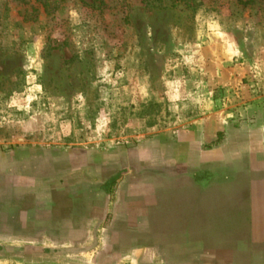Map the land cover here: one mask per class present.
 Segmentation results:
<instances>
[{
  "label": "rangeland",
  "instance_id": "1",
  "mask_svg": "<svg viewBox=\"0 0 264 264\" xmlns=\"http://www.w3.org/2000/svg\"><path fill=\"white\" fill-rule=\"evenodd\" d=\"M218 67L237 69L234 99L226 97L224 106L210 105L201 89L202 78L211 81ZM254 98L264 109V0H0V152L31 148L34 176L54 177L66 151L96 150L99 164L106 152L172 135L193 118L220 107L235 112L238 99ZM245 167L193 172V178L235 192L242 209L248 183L264 181V172L249 176ZM213 192L210 199L217 197ZM194 193L167 194L162 208L172 229L185 226ZM49 196L55 204L61 197ZM48 212L40 213L43 222H57V209ZM22 220L20 231L0 232V264H92L96 257L100 264H148L121 248L122 241L96 249L92 235L81 233L76 247L64 248L55 223L36 233ZM251 251H236L235 264L248 261ZM198 252L176 247L146 258L152 264L231 263L226 256L201 263L192 258Z\"/></svg>",
  "mask_w": 264,
  "mask_h": 264
},
{
  "label": "crops",
  "instance_id": "2",
  "mask_svg": "<svg viewBox=\"0 0 264 264\" xmlns=\"http://www.w3.org/2000/svg\"><path fill=\"white\" fill-rule=\"evenodd\" d=\"M236 71L218 67L211 81L206 83L201 77L210 105L224 106L226 97L234 99ZM237 101L235 112L220 107L193 118L172 135L158 134L135 148L106 152L99 164L96 150H89L88 155L66 151L58 157L56 175L51 178L33 175L34 162L27 156L31 148L0 152V209L5 210L0 211V232L20 231L19 218L25 225L31 223L36 233L49 232L55 223V232L68 243L64 248L76 247L75 238L87 233L96 249H109L114 240L122 241L121 248L142 255V262L148 264L153 260L146 255H161L176 247L199 250L192 258L198 257L201 263L226 256L230 264H235L236 251L251 249L249 260L242 262L264 264V181L248 183V204L240 209L241 199L234 197L233 190L230 195L224 187L216 189L207 182L203 186L193 178L203 171L233 168L237 172L242 164L249 176L263 174L264 144L258 141L264 139V109L257 106L261 103L256 98ZM18 155L24 159L17 161ZM6 157L12 161L5 164ZM179 189H191L197 195L187 199L190 217L176 230L166 224L169 214L162 207L167 194ZM54 191L61 196L57 204L49 196ZM213 191L217 197L210 199ZM210 201H215V210L209 208ZM22 203H31L24 212L19 211ZM52 208L57 209V222L44 223L40 213ZM210 226L215 232H210ZM177 234L182 238L178 240ZM99 259L92 264H100Z\"/></svg>",
  "mask_w": 264,
  "mask_h": 264
}]
</instances>
